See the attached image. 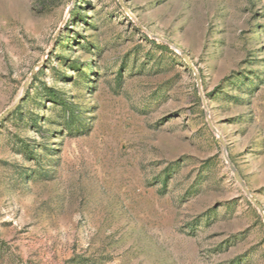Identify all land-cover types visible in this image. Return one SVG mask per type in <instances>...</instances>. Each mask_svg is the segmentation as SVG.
Returning <instances> with one entry per match:
<instances>
[{
  "label": "rangeland",
  "instance_id": "obj_1",
  "mask_svg": "<svg viewBox=\"0 0 264 264\" xmlns=\"http://www.w3.org/2000/svg\"><path fill=\"white\" fill-rule=\"evenodd\" d=\"M28 80L0 264H264V0H0V115Z\"/></svg>",
  "mask_w": 264,
  "mask_h": 264
},
{
  "label": "water",
  "instance_id": "obj_2",
  "mask_svg": "<svg viewBox=\"0 0 264 264\" xmlns=\"http://www.w3.org/2000/svg\"><path fill=\"white\" fill-rule=\"evenodd\" d=\"M121 1V0H120ZM125 10L127 11V13H130L127 7H124ZM131 15V14H130ZM132 17V15H131ZM133 18V17H132ZM135 19V18H134ZM136 24L138 26V28L145 30L143 28V26H141V24L139 22L136 21ZM157 39L163 41L164 43L168 44L169 46L173 47L178 53H180V55L182 56L183 60L186 61V63L194 70L195 74H196V80L198 81V85L200 88L201 85V81H200V75L197 73V71L194 68V64L193 61H191L189 59V57L187 56V54L185 52H183L180 48H178L177 46L173 45L171 42H168L160 37L155 36ZM36 73V69L33 70V72L31 73L30 79L33 78V76ZM29 79V80H30ZM28 80V82L26 83V85L24 86L23 89V93L20 96V98L16 101V103L14 105H12L7 111H5L2 115H0V124L3 123L7 117H9L14 111H16L19 107V105L21 104V102L23 101L24 95L29 87L30 81ZM209 120V118H208ZM210 126L213 129V125L211 123V120H209ZM225 157L230 165V168L234 174L235 179H237L239 185L241 186V188L244 190L246 196L252 201V203L255 205V207L258 209V211L260 212V214L263 216L264 218V210L263 207H261V205L258 203V201L253 198L252 194L250 193L248 186L245 182V180L242 178V176H240L239 172L236 170L235 166L233 165V163L230 161V159H228L227 155H226V151L224 152Z\"/></svg>",
  "mask_w": 264,
  "mask_h": 264
},
{
  "label": "trees",
  "instance_id": "obj_3",
  "mask_svg": "<svg viewBox=\"0 0 264 264\" xmlns=\"http://www.w3.org/2000/svg\"><path fill=\"white\" fill-rule=\"evenodd\" d=\"M165 47H166V48H169V47H167L166 45H165Z\"/></svg>",
  "mask_w": 264,
  "mask_h": 264
}]
</instances>
